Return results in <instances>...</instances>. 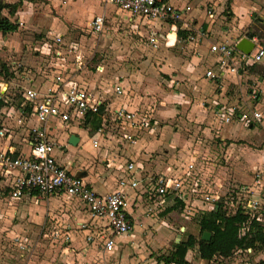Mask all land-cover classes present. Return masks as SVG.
I'll return each instance as SVG.
<instances>
[{
    "label": "crops",
    "instance_id": "crops-1",
    "mask_svg": "<svg viewBox=\"0 0 264 264\" xmlns=\"http://www.w3.org/2000/svg\"><path fill=\"white\" fill-rule=\"evenodd\" d=\"M3 1L7 4L17 3L15 11L8 13L4 9L0 14L1 17H5L11 22H17L18 24V21L27 22V20H30L42 27L48 19L47 17L42 20L40 13L33 12L31 8L24 6L27 2L30 4L28 0ZM54 1L56 0L51 1V4L55 3ZM96 1L59 0L58 2L62 4L59 13L62 14L63 21L53 19L49 23L61 32H57L46 40L42 37L36 40L37 44L35 42L32 46L34 50L32 54L28 51L29 47H24L22 41L16 40L18 26L15 31L5 34L0 32V100H3L4 103H7L6 100L22 101L21 93L27 88L34 89L39 94H44L47 89L55 88L65 81H70L93 89L104 100L102 108L106 110L99 114L87 115L83 122L70 121L63 123L57 118H49L46 122L40 123L31 115L28 106L22 107L21 101L19 106L15 108L10 104L5 114L10 116L12 112V121L7 116L2 117L4 122L1 123L0 127V150H8L14 156L27 155L30 150L31 128H35L42 132L47 140L53 142V155L56 162L69 169L71 174H79L78 177L89 184L95 192L100 189L97 193L103 194L119 188L118 181L120 179L128 180L137 177L139 180L137 187H125L127 195L126 212L132 226L131 230L125 235L116 236L112 249L106 251L102 248V240L99 235L109 233L103 221L89 222L87 226L92 234V240L89 242L85 239L86 230L77 227L78 223L86 221L83 206L78 200L64 194H53L44 197L34 192L23 194L18 199H3L7 193V188L0 177L1 231L7 237H11L15 232H21L25 228L26 234L31 232L40 233L43 238L47 237L50 242L44 243L39 248L44 257L40 264H103L106 255L119 249L127 251L129 247L125 243L141 241L139 234L144 233L149 224L152 225L154 214L152 201L148 200L145 191L152 184L154 178L158 176L185 174L189 184H196V190L190 198L186 199V204L180 200L178 204L183 210H188L186 209L188 207H195V209H198L199 214L211 209L199 199L197 200V195L201 196L202 193L208 192L225 194V192H220L219 186L227 181L245 180L246 182L241 185H248L253 188L250 186L251 181L254 175L259 173L261 185L258 188H253V194L258 196L264 191V126L258 134H254V128H250L252 122L262 121L261 125L264 122V75H261L263 78L260 80L253 78L252 73H249L248 70L249 67L255 65L253 64L247 66L244 70H240L238 74H228L224 85L217 88L213 82L204 77L203 73L214 59L208 51L209 44L220 40L233 42L242 36L247 37L246 32L240 35H233L231 32L246 28L254 19L257 21L263 19L264 0H184V4L181 5L179 4L183 1L179 3L177 0H167L175 8L180 9L188 6V10L182 13L181 20L175 22V31L170 33L168 32V23L131 18L112 6L104 7L102 0L99 1L100 4ZM172 1H176L179 6H175ZM208 1L211 3L212 8L210 7V9H206L207 6L204 5ZM77 2L87 5L83 15H72L74 9H67L71 3L76 4ZM186 2L189 3L185 4ZM94 4L98 6L97 9H95ZM214 8L220 11L223 9L222 12L225 10L224 13H228L229 16L225 25L228 28L231 26V30L225 26L221 28L212 25ZM91 13H95L94 15L103 13L104 21L112 13L113 18L123 16L127 23L134 27H138L137 23L140 24L135 33L140 36L144 34V37L150 32L155 33L154 35H156L159 42L157 48L161 46L175 48L174 37L178 36V29L187 30L188 34L196 33V35L192 34L195 43L192 44L190 50L193 51L195 48L196 52L189 55L190 57L186 59L185 63L173 66L170 69L165 68L163 71L160 70L167 76L165 84L167 88L166 91L159 93L161 99L159 97L158 103L162 106L167 103L168 108L160 111L155 103L154 113L157 119L153 116L154 114L152 115L154 100H151L150 95H147L148 89L146 87L141 86V89L138 88L140 91L135 92L137 87L132 84L135 89L130 88L126 80L121 77L105 78L102 76L103 67L101 65L95 66L92 75L86 74V80L83 78L82 72L79 73L89 60V56L85 54L87 47L83 45L85 39L89 40L87 36H83L79 32L81 30L80 24L83 25L84 21L82 20ZM190 14H192L193 19L186 22V17ZM94 15L92 14L91 18ZM91 18L84 24L85 29L87 27L88 32H90V36L95 34L89 27ZM211 26L214 31L211 30ZM68 27L75 30L69 36L67 33ZM57 36L59 41L55 40ZM247 38L249 39V37ZM205 51L207 57L201 59L202 53ZM75 60L81 63L78 64ZM259 63L264 64V62ZM161 67L163 68V66ZM247 77L252 79L251 86L246 84ZM113 85L121 87L120 94L112 91ZM231 89H240L244 92L242 94L243 99L251 97L247 99L248 106L246 110L236 105L235 102L229 103L225 100L228 91ZM15 91L20 95L19 98L15 95ZM141 93L144 96H141ZM216 101L223 105L237 107L241 112L260 111L261 117L259 120L249 121L245 127L244 122L239 120L223 124L219 119V114H216L214 109ZM4 103L0 105V113L3 112ZM119 107L148 116L154 122V128L134 131L119 122L111 120L112 110ZM156 109H158L157 113L159 114H156ZM186 110L189 111V116L186 114ZM176 114L181 117L193 118L196 116V120L205 119L212 129L218 130V135L219 133L223 134L221 139H232L227 145L222 143L223 146L219 147L218 153L220 155L218 158L220 165L222 164L221 166L216 165L215 152L212 151L213 153L208 157V160H202L200 158L201 154L195 153L196 147L191 150L188 147L189 142L184 140L177 129H170L164 124L166 120L173 121L172 118ZM18 119L19 122H16ZM158 121L159 123L161 121L162 124L159 125ZM10 126L13 129H9ZM70 126L78 127L82 131L94 152L92 151L91 154L82 157L71 152L72 149L75 150L77 147L83 146H81V136L78 130H69ZM100 127L104 128L102 133L98 132ZM242 128L247 129L244 130L246 131L244 135L241 134ZM128 130L136 136L134 143L129 144L120 137L122 131ZM71 134L77 138L75 144L68 142ZM233 137H236V141L239 142L235 144ZM93 139H96L95 145L92 143ZM127 163L133 164V170H124V164ZM187 164H191L192 167L187 168ZM215 167H227L226 169H230L231 173L221 171L216 174ZM166 197L167 203L172 202L171 205L176 203H173V198L170 196ZM40 202H42L41 212H39L40 208L38 207ZM197 202H200V205ZM145 204L146 206H144ZM258 213L261 221L264 220V207L259 208ZM183 217L186 219L187 216ZM262 224L264 225V222ZM52 229H60L63 233L67 231L68 239L64 240L63 236H51ZM168 234L169 231L166 227H160L156 233L153 232L152 237L147 238L146 244L151 251L162 248L169 242ZM179 241L181 240L174 241L171 249L166 254L173 249V244ZM245 249H235L226 257L213 256L209 260H204L198 257L197 248L193 246L186 250L184 259L189 264H250L247 259L239 262L236 257H231L236 252L254 254L256 258L259 256L256 259V264L258 260L264 258V248L259 250L250 248L249 252ZM161 255L154 256L152 262L162 264V261H160ZM120 261L122 264H127L124 256L121 257Z\"/></svg>",
    "mask_w": 264,
    "mask_h": 264
},
{
    "label": "built area",
    "instance_id": "built-area-1",
    "mask_svg": "<svg viewBox=\"0 0 264 264\" xmlns=\"http://www.w3.org/2000/svg\"><path fill=\"white\" fill-rule=\"evenodd\" d=\"M102 5L104 7L112 6L131 18L168 23L169 33L175 31V22L180 21L182 13L188 10V6L180 9L175 8L167 0H102ZM103 23L104 14H96L91 18L89 27L92 32L100 33L103 30ZM154 34L150 32L144 38L148 46L156 49L159 42ZM193 38L192 34L174 37L176 43L181 40L191 41ZM55 40L59 41V37L57 36ZM236 40L233 42L220 40L210 43L208 46V51L214 59L203 73L204 77L213 82L217 88L224 85L228 74H238L247 66L259 63L264 56V48L256 37L249 38L253 46L247 54L235 48ZM80 63L78 62V64ZM112 91L120 94L121 87L113 85ZM21 95L23 98L22 107L28 106L31 115L40 123L46 122L49 118H57L63 123L83 122L89 114H99L106 111L105 108H102L104 100L93 89L70 81H65L55 88L47 89L44 94L27 88L22 91ZM214 109L225 124L233 120L248 123L251 120H259L261 117L260 111L241 112L237 107L223 104L215 103ZM111 120L134 131L153 129L155 126L148 116L122 107L112 110ZM103 129L100 127L98 132L102 133ZM120 137L129 144L134 143L136 138L135 134L129 130L122 131ZM92 143L95 145L96 139H93ZM29 145L30 150L27 155L14 156L8 150H0V177L7 188V193L3 199H18L21 195L30 192L44 197L64 194L75 198L82 204L86 215V221L77 224L79 229L86 230V241L92 240V234L87 226L89 222L103 221L109 233L107 235L99 234L102 240V248L110 251L114 244V238L125 235L131 230L132 226L126 212L127 195L125 187H137L138 178L120 179L118 181L119 188L99 194L81 177L71 174L69 169L56 162L53 155V142L47 140L38 129L31 128ZM191 167V164H187V168ZM133 168L132 163L124 164V170L130 171ZM260 185V174L256 173L250 186L258 188ZM253 188L248 185H240L228 194L202 193L200 201L208 205L211 210L214 209L215 203L219 202L227 214L233 213L237 209L244 212L247 215V220L240 225V235L255 225H259L261 232L264 233V225L261 223L258 213L259 208L264 207V191L257 196L253 194ZM195 190L196 184H189L185 174H178L154 178L152 184L146 188L145 194L152 202L155 198L161 200L165 196H170L186 204V199L190 198ZM51 234L54 237L63 236L64 240L68 239L67 231L63 233L60 229H52ZM245 251L249 252L250 248H246Z\"/></svg>",
    "mask_w": 264,
    "mask_h": 264
},
{
    "label": "rangeland",
    "instance_id": "rangeland-1",
    "mask_svg": "<svg viewBox=\"0 0 264 264\" xmlns=\"http://www.w3.org/2000/svg\"><path fill=\"white\" fill-rule=\"evenodd\" d=\"M28 1H30V4H28L27 2L24 4V6L31 8V11L33 12L40 13L42 20H45L48 17L42 27H39L38 23L32 22L30 20H27V22L18 21V30L16 33L17 36L15 38L16 40L22 41L24 43V47H29L28 51L32 54L34 51L32 49V46L35 44L36 40L40 39L41 37L45 38L46 40L47 38L49 39L50 37L54 36L57 32H61L57 27H53L54 25L50 24L49 21L53 19H59L60 21H63V17L62 14L59 13V8L62 6V4L58 2L59 0H56L57 2L54 1L55 3H52L53 5L51 4V1L53 2V0ZM99 1L100 0H97L96 3H99ZM177 1H179V3L180 1H183L179 5L184 4V0ZM173 3L175 6H179L176 1H174ZM188 3L189 2H186L185 4ZM210 4L211 3H209V1L204 3V5L207 6L206 9H210ZM86 6L87 5L85 3L79 4V2H77L76 4L71 3L67 9H74L72 15L80 16L83 15ZM94 6L95 9L98 8L96 4H94ZM222 10L220 11L216 8L213 9L214 21L212 25H214V27L220 26L221 28L225 26L227 29L231 30V26H229L228 28V26L225 25V22L229 15L228 13H224V11L222 12ZM96 12H98V10H96ZM92 14L94 15L95 13H91L89 16L85 17L82 20L84 21V24L89 20V18H91ZM191 16L192 14L186 17V22H189L193 19V17ZM77 19L78 18L76 17V20ZM84 24H80L81 30L79 32L83 36H87V39L89 40L87 41L85 39V44H83L87 47V51L85 50V54L89 56V60L87 61L86 66H84L82 70L79 71V73L82 72V75L84 76L83 78L86 80V74L92 75V73L95 71V66L101 65L103 67L102 76L105 78H109L112 76L118 78L121 77L126 80L130 88H134L132 84L137 87L136 89L134 88L135 92L138 90V88L141 89V86L146 87L148 89L147 95H150L149 97L151 98V100H154L152 103V115L154 114L153 116L157 119L154 113L155 103L156 106L159 107L160 111L167 110L168 108L167 103L163 106L162 104L158 103V100L161 99L159 93L166 91L165 89L167 88L165 86L167 76L164 75L162 71L165 68L170 69L173 66H179L180 64L185 63L186 59L190 57L189 55H192L196 52L194 50L195 48L193 49V51H190L192 48V44L195 43V40H181L180 42L176 43L175 48H166L164 46H161L157 49H153L146 44L144 34L140 36L135 33L140 24L137 23L138 27H134L131 24H128L123 16L113 18L111 13L103 23V31L100 33L92 34V36H90L91 34L90 32H88L87 27L85 29ZM246 29L255 34L256 39L264 48V18L260 21L254 19L246 28L240 29L238 31H232L231 33L233 35L245 34ZM73 30L70 28L67 29L68 36L70 35V33H73L75 31ZM139 30L141 31V29ZM211 30L214 31V28L212 27ZM192 34L196 35L195 32H192ZM86 42L89 44H87ZM206 55L207 52H203L201 59H205L207 57ZM260 62H264V56L261 58ZM161 66H163V68ZM248 70L249 73H252L253 78L260 80L263 78L261 77V75H264V64H255L252 67H249ZM101 79L103 80V78ZM245 81L248 86L252 85V79H248L247 77ZM242 94H244V92L240 91V89H231L228 91L225 100L229 103L235 102L236 105L246 110L248 106L247 99L251 97L249 96L247 97V99H243ZM15 95L17 96V98L20 97L18 92H16ZM140 95L144 96L143 93H141ZM20 101L21 100H6L7 103H4V107L2 106L3 112L0 113V127L2 125L1 123L4 122V119L2 117L7 116L5 114L7 107L12 104V106L15 108L19 106ZM216 102L217 104H221L219 103V101ZM242 102L244 103V105H242ZM157 111L158 109H156V114H159L157 113ZM186 114H188L189 116L188 110H186ZM11 116L12 112L10 116H7L9 117L10 121H12ZM196 118V116H194L193 118L181 117L179 114H176V116L172 118L173 121L166 120L164 124H166V126L170 129H177L184 140H187L186 142H189L188 147L191 148V150L194 149L193 147L197 148L195 149V153H199V155L201 154L200 158L202 160H208V157L212 155L213 152H215L214 157H216V160H214L216 161V165L221 166L222 164L220 165L218 158V156L220 155L218 153L219 147L223 146L222 143H225L227 145L232 141V139H221L223 134L219 133L218 135V130L215 128L212 129L211 126L206 123L205 119L196 120ZM220 121L222 122L221 119ZM16 122H19V119ZM261 122L251 123L252 125H250V128H254V134H258L262 126H264V122L262 123L263 125L260 124ZM160 124H162L161 121L159 125ZM247 124V122L243 123L244 127ZM9 129H13V127L10 126ZM245 129L246 128L241 129V134H245ZM69 130H78L81 136V146H83L77 147L75 150L72 149L73 151L71 150V152L74 154H78L81 157L91 154L94 149L90 147L89 141L84 137L82 131L78 127L75 128L73 126H70ZM233 138L235 139V144L239 142L236 141V137ZM220 160H222V158H220ZM226 168L215 167L216 174L221 171L231 173V170ZM245 182V180L241 179L238 181H227L219 186V189L220 192H225V194H228L237 189L238 186ZM99 191L100 189H97V192ZM200 197V195H197L196 199H199L200 201ZM171 203H167L166 196L161 200L155 198L152 202V210L154 212L152 216V225L149 224L147 228H145L144 233L139 234V238L141 241H130L128 243H125V245L129 247L127 251L119 249L118 251H114L113 253L106 255V260L103 262V264H122L120 261L122 256L126 258L127 264H154L152 262L154 256L159 254H166L171 249L172 243L174 241L183 240L185 238V235L188 233L197 236L196 220L199 215L198 209H195V207H188L186 208L188 210H183L178 203L172 205ZM197 203L200 205V202ZM144 206H146V204ZM38 207L40 208L39 212H41L42 202H40ZM183 216H187L186 219ZM262 222H264V220H262L261 223ZM160 227H166V229L169 231V242L162 248H157L156 250L151 251V249L146 244V240L148 237H152L153 232L156 233V231H158ZM47 242H50V240H48L47 237L43 238L40 233L31 232L26 234L25 228L23 229V231L15 232L11 237H7L5 233L1 231L0 226V264H40L44 257L43 253L39 251V248H41L44 243ZM231 257H236L239 262L247 259L250 264H256V259L259 256L256 258V255L254 254L236 252ZM214 261H216L217 263H221L217 260Z\"/></svg>",
    "mask_w": 264,
    "mask_h": 264
},
{
    "label": "trees",
    "instance_id": "trees-1",
    "mask_svg": "<svg viewBox=\"0 0 264 264\" xmlns=\"http://www.w3.org/2000/svg\"><path fill=\"white\" fill-rule=\"evenodd\" d=\"M16 4H7L0 0V14L6 9L9 12L15 11ZM225 11V10H224ZM18 24L11 22L5 17L0 16V32L15 31ZM189 32L187 30L177 31V35L184 37ZM246 36L251 38L255 36L253 32L246 31ZM4 102L0 100V105ZM173 203H180L179 200L172 199ZM247 220V215L240 209L233 213L226 214L222 209L221 204L215 203L214 209L203 211L198 215L196 220L198 226L197 236L191 234L173 244V249L166 255L160 256L162 264H189L185 261L184 255L187 249L196 246L198 257L204 260H209L213 256L226 257L229 256L235 249H243L250 247L253 250L264 248V234L261 232L259 225L253 228H248L243 234H239L241 223ZM253 222V221H252ZM206 231L209 233L207 240L201 238V233ZM257 264H264V258L257 261Z\"/></svg>",
    "mask_w": 264,
    "mask_h": 264
},
{
    "label": "water",
    "instance_id": "water-1",
    "mask_svg": "<svg viewBox=\"0 0 264 264\" xmlns=\"http://www.w3.org/2000/svg\"><path fill=\"white\" fill-rule=\"evenodd\" d=\"M234 46H235V48L238 49L239 51H241V52L247 54L248 51L252 48L253 43H252L248 38H246V37H241V38H239V39L235 42ZM76 140H77L76 136L73 135V134H71V135L69 136L68 142H69L70 144H75ZM78 175H79V174H78ZM78 175H76V176H78ZM208 237H209V233H208V232L203 231V232L201 233V238H202L203 240H207Z\"/></svg>",
    "mask_w": 264,
    "mask_h": 264
}]
</instances>
